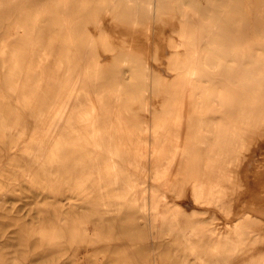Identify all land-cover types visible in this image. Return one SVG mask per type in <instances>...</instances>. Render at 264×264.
<instances>
[{"label":"bare ground","instance_id":"1","mask_svg":"<svg viewBox=\"0 0 264 264\" xmlns=\"http://www.w3.org/2000/svg\"><path fill=\"white\" fill-rule=\"evenodd\" d=\"M20 193L51 264H264V0H0Z\"/></svg>","mask_w":264,"mask_h":264},{"label":"rangeland","instance_id":"2","mask_svg":"<svg viewBox=\"0 0 264 264\" xmlns=\"http://www.w3.org/2000/svg\"><path fill=\"white\" fill-rule=\"evenodd\" d=\"M27 193H20L22 199H16L8 204L5 209H0V255L9 260L12 257L23 260L24 264H51L50 253H38V235L35 230L39 228L50 229L47 219L52 213V208L45 203L46 199L38 201L43 206L41 211H36L34 204L27 202ZM34 217L42 218V222Z\"/></svg>","mask_w":264,"mask_h":264}]
</instances>
